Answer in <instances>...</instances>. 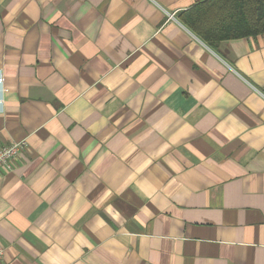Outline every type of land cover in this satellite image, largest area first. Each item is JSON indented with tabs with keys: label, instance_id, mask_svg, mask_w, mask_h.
<instances>
[{
	"label": "crops",
	"instance_id": "crops-1",
	"mask_svg": "<svg viewBox=\"0 0 264 264\" xmlns=\"http://www.w3.org/2000/svg\"><path fill=\"white\" fill-rule=\"evenodd\" d=\"M203 0H0V264H264V34Z\"/></svg>",
	"mask_w": 264,
	"mask_h": 264
},
{
	"label": "trees",
	"instance_id": "trees-1",
	"mask_svg": "<svg viewBox=\"0 0 264 264\" xmlns=\"http://www.w3.org/2000/svg\"><path fill=\"white\" fill-rule=\"evenodd\" d=\"M181 19L210 46L254 37L264 34V0H203Z\"/></svg>",
	"mask_w": 264,
	"mask_h": 264
},
{
	"label": "built area",
	"instance_id": "built-area-1",
	"mask_svg": "<svg viewBox=\"0 0 264 264\" xmlns=\"http://www.w3.org/2000/svg\"><path fill=\"white\" fill-rule=\"evenodd\" d=\"M3 83V78H0V84ZM1 102V100H0ZM26 147V141L11 142L10 144L0 149V169L12 171L19 161L22 151ZM4 256L3 248H0V261Z\"/></svg>",
	"mask_w": 264,
	"mask_h": 264
}]
</instances>
